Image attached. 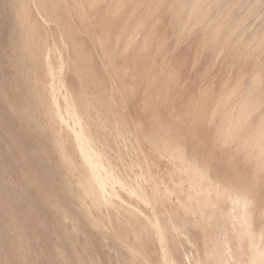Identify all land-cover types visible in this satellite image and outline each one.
I'll list each match as a JSON object with an SVG mask.
<instances>
[{"label": "rangeland", "instance_id": "obj_1", "mask_svg": "<svg viewBox=\"0 0 264 264\" xmlns=\"http://www.w3.org/2000/svg\"><path fill=\"white\" fill-rule=\"evenodd\" d=\"M0 264H264V0H0Z\"/></svg>", "mask_w": 264, "mask_h": 264}, {"label": "bare ground", "instance_id": "obj_2", "mask_svg": "<svg viewBox=\"0 0 264 264\" xmlns=\"http://www.w3.org/2000/svg\"><path fill=\"white\" fill-rule=\"evenodd\" d=\"M98 174V173H97ZM98 176V175H97ZM99 181V180H98ZM96 183H98V182H96ZM101 183V182H100ZM89 185V184H88ZM92 189V188H91ZM230 203V202H229ZM230 207V206H229ZM182 210V209H181ZM228 211V210H227ZM164 216V215H163ZM163 225V224H162ZM166 227V226H165ZM168 228V227H167ZM218 237V236H217ZM219 242V241H218ZM225 247V246H224ZM225 249V248H224ZM208 250V249H207ZM235 250H236V248H235ZM222 251V250H221ZM228 251V250H227ZM239 251V250H238ZM224 252V251H223ZM226 252V251H225ZM244 252V251H243ZM223 254V253H222ZM192 256V255H191ZM224 261V260H223ZM230 261H231V259H230Z\"/></svg>", "mask_w": 264, "mask_h": 264}]
</instances>
